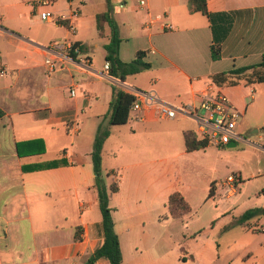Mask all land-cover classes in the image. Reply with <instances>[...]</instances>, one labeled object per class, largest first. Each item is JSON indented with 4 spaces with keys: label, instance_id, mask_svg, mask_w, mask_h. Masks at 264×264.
<instances>
[{
    "label": "crops",
    "instance_id": "crops-1",
    "mask_svg": "<svg viewBox=\"0 0 264 264\" xmlns=\"http://www.w3.org/2000/svg\"><path fill=\"white\" fill-rule=\"evenodd\" d=\"M43 1L0 0V107L4 111L0 119V264H86L103 245L91 154L114 86L133 96L136 91L153 93L161 102L182 106L198 104L201 95L218 84L238 112L243 110L237 126L241 140L232 141L235 148L239 141L246 142L243 136L247 130L260 124L259 109L249 115L250 106L243 103L241 93L243 87H249L255 100V85L264 83L255 81L254 69L238 76L228 73L262 60L264 0H207L209 12L221 14L218 24L232 18L218 61L211 57V23L203 14L191 13L188 0H149L144 10H137L134 1L125 8L111 1L122 39L120 59L131 62L142 50L147 52L144 61L152 65L124 82L104 69V46L109 43L111 28L105 24L100 36L96 18L105 11L89 17L97 29L99 42L95 46L104 49V66L96 67L89 55L91 46L82 34L87 23L82 10L85 2L52 0L49 6L36 8ZM43 11H51L56 21L42 20ZM159 14L165 16L162 22L155 19ZM61 21H67L68 26ZM166 24L172 29L166 30ZM74 42L86 47L76 59L67 54L71 48L52 47L63 43L72 47ZM46 57L55 60V71H49ZM221 74L226 80L216 83L214 77ZM155 113L145 109L130 115L129 122L136 120L133 126L127 125L129 122L120 128L110 126L102 166L104 174L110 173L120 185L110 203L115 231L123 264H189L196 262L195 255L180 246L181 253L173 258L169 252L170 230L178 221H185V217L169 215L170 195L178 191L188 202L177 182L171 186L169 171L178 165L177 158L192 153L186 150L184 133L197 132V125L182 116L160 120ZM112 139L116 140L108 148ZM125 139L135 140V144L129 148ZM37 140L44 143L42 153ZM258 148L264 151V147ZM59 160L66 163L48 166ZM222 182V197H234L237 193L228 196ZM217 191L214 185V195ZM263 207L264 203L249 209ZM221 212L218 234L224 235L231 230L223 233L224 228L244 212L232 216L230 211ZM257 219L239 228L250 229ZM214 223L211 230L216 229ZM96 264L110 262L100 259Z\"/></svg>",
    "mask_w": 264,
    "mask_h": 264
},
{
    "label": "rangeland",
    "instance_id": "rangeland-1",
    "mask_svg": "<svg viewBox=\"0 0 264 264\" xmlns=\"http://www.w3.org/2000/svg\"><path fill=\"white\" fill-rule=\"evenodd\" d=\"M84 1V20L87 22L82 34L85 41L91 46L89 55L96 67L104 66V49L95 44L99 42L95 20L89 22L92 15L106 11V0H80ZM133 0H129L132 3ZM117 8V5H115ZM87 61V60H86ZM128 83H132L128 80ZM257 98L252 100L250 88L243 87L241 96L243 103L250 106L248 113L259 109V126H253L244 134L245 143L238 142L237 148L221 149L215 145L204 151L187 153L177 158V166L171 167L169 177L171 186L179 184L191 205L192 213L185 216V221H178L176 228L170 230L171 241L169 252L171 258L181 253L178 246L188 254L197 257L196 262L189 264H264V214L252 222L250 229L233 227L230 232L220 235L218 226L221 225L222 210L230 211V216L238 215L249 208L261 206L264 203V85L256 84ZM240 113L243 112L239 109ZM110 118L106 115L101 122L109 125ZM100 122V123H101ZM131 120L127 125H135ZM121 125L119 126H127ZM129 128V127H128ZM259 129V132H255ZM112 139L107 145L114 144ZM138 140V139H136ZM128 139H125V142ZM143 141V140H141ZM135 144V140L127 142V147ZM150 152V151H149ZM171 152L172 153H176ZM230 175L238 177L237 194L230 198L222 197L223 190L219 184ZM108 184L115 178H106ZM215 183L218 191L209 197L211 184ZM215 222V230H211ZM254 229V230H253ZM196 235V236H195ZM28 235H25L27 240Z\"/></svg>",
    "mask_w": 264,
    "mask_h": 264
},
{
    "label": "trees",
    "instance_id": "trees-1",
    "mask_svg": "<svg viewBox=\"0 0 264 264\" xmlns=\"http://www.w3.org/2000/svg\"><path fill=\"white\" fill-rule=\"evenodd\" d=\"M108 9L97 15V29L100 36L103 35L105 24H108L111 28V36L109 43L104 46L106 51L105 61L110 63L109 75L115 79L124 82L127 77L139 74L143 71L151 69L152 65L149 62H145L144 59L147 57L146 51H138L136 59L131 62H124L119 57V49L122 42L120 37L119 26L115 19L113 18V9L111 0H106ZM188 7L191 13H201L208 18L211 23L213 31V42L211 44V57L214 61H218L222 56V45L227 38L229 31L232 26V18L228 17L223 19V24L217 23V16L221 14H214L209 12L207 7V0H188ZM62 25L68 26L67 21H61ZM86 47L81 42H74L71 49L68 51V56L72 59L83 53ZM254 69L253 78L258 83H264V54L262 56L261 62L253 67H245L232 70L229 75L238 76L240 74L246 73L248 70ZM226 80V75H216L214 81L220 83ZM135 101V97L124 90L114 86L113 95L110 102V107L108 111V117L110 118L109 125L106 122H101L98 126L92 150V162L95 174V189L98 195L99 207L102 214V228L104 233V243L99 247L88 259L86 264H96L100 259H107L110 264H123V253L121 249V244L119 236L115 231V222L112 216L113 208L111 207V198L113 194L119 192L120 185L118 180L113 183L108 184L106 178L110 177L111 174H104L103 171V148L106 140L110 136V126H121L129 122L131 115V105ZM4 116V111L0 107V119ZM185 146L187 152H194L198 150L207 149L211 143L208 139L200 138L196 132L187 131L184 133ZM35 142H40L42 148L40 152L45 151L44 143L41 140ZM226 147V146H223ZM60 163L65 164L64 160L51 162L49 167H57ZM33 170L37 168L33 167ZM214 183L211 184L209 197L214 195ZM169 215L174 219H183L185 216L192 213V208L190 204L186 201L185 197L178 191L170 195L168 201ZM264 214L263 208H253L244 212L239 217H236L231 224L226 226L223 233L232 229L233 227H243L246 228L250 221L255 218L260 217ZM79 232V230H77ZM76 240H80L78 236L75 237ZM181 260L186 262V257L182 256Z\"/></svg>",
    "mask_w": 264,
    "mask_h": 264
},
{
    "label": "built area",
    "instance_id": "built-area-1",
    "mask_svg": "<svg viewBox=\"0 0 264 264\" xmlns=\"http://www.w3.org/2000/svg\"><path fill=\"white\" fill-rule=\"evenodd\" d=\"M121 8L128 5L129 0H111ZM136 2L137 10L148 8L149 0H133ZM52 0H45L36 5V8L49 6ZM40 17L44 21H56L55 15L51 11H43ZM164 15H157V21H163ZM166 30H171L172 27L168 24L164 26ZM57 50L71 48V44H54L52 46ZM45 64L50 72L55 71L56 62L52 57L45 58ZM104 69L106 72L110 70V63L106 62ZM73 97L76 96V89L71 91ZM135 101L131 105V114L139 113L145 109L154 110L156 116L160 120H175L179 116L193 120L197 125V135L202 139H208L210 143L216 146H227L232 141L241 140V136L237 131L238 122L241 118L238 110L230 103L227 96L219 87L214 84L206 92L201 95L198 104H185L175 106L161 102L153 93H145L136 91ZM238 177L230 175L222 184L226 187L227 195L233 196L237 193Z\"/></svg>",
    "mask_w": 264,
    "mask_h": 264
},
{
    "label": "water",
    "instance_id": "water-1",
    "mask_svg": "<svg viewBox=\"0 0 264 264\" xmlns=\"http://www.w3.org/2000/svg\"><path fill=\"white\" fill-rule=\"evenodd\" d=\"M237 146L236 142H230L227 147L229 148H235Z\"/></svg>",
    "mask_w": 264,
    "mask_h": 264
}]
</instances>
